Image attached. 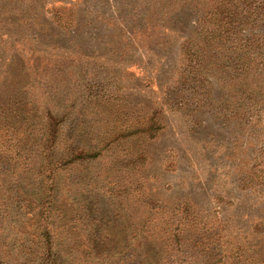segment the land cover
Returning <instances> with one entry per match:
<instances>
[{
    "label": "rangeland",
    "instance_id": "obj_1",
    "mask_svg": "<svg viewBox=\"0 0 264 264\" xmlns=\"http://www.w3.org/2000/svg\"><path fill=\"white\" fill-rule=\"evenodd\" d=\"M160 3L172 14H146ZM234 5L244 27L208 34L219 6ZM202 36L215 38L196 50ZM263 64L264 0H0V120L53 116L57 157L86 152L58 170L60 209L43 212L46 223L33 209L50 195L39 164L23 191L0 174V204L23 215L2 221L7 264L24 263L22 247L86 250L101 234L113 247L166 229L179 201L212 242L205 257L184 247L175 260L264 264Z\"/></svg>",
    "mask_w": 264,
    "mask_h": 264
},
{
    "label": "trees",
    "instance_id": "obj_2",
    "mask_svg": "<svg viewBox=\"0 0 264 264\" xmlns=\"http://www.w3.org/2000/svg\"><path fill=\"white\" fill-rule=\"evenodd\" d=\"M238 7V5H234V8L237 9L235 11L231 8L230 10L223 6H219L218 18L211 20L213 29H206L208 34L211 32L213 35L214 31H219L223 35L233 36L238 33L237 30L240 31L244 27L242 19L237 16ZM173 10V5L168 4L163 6V4L160 3L158 7L150 8L146 14L150 13L149 15H151L155 13L156 16H159L160 13H162V15L166 17L172 14ZM234 14L236 15V20L233 18ZM220 17L221 20H225L226 27L219 24ZM213 38L202 36L201 43H205L206 46H197L196 50L208 48V46L213 43L211 42ZM189 39L188 41L190 42ZM235 42H237L236 39ZM186 47L188 48V45H186ZM201 56L202 54L193 52V55L188 56V59L191 57L190 61L193 59L201 60L203 58ZM49 114L52 115V112H49ZM20 119L21 120H18L19 127L11 121L6 122L3 119L0 120V146L2 147V150H0V165L2 163L5 164V167L0 170V174L3 176L2 178L8 179L9 181H12L11 176L13 175L16 178L13 181L15 186H17L20 191H23L24 189L20 185L19 180H24L25 174L28 172L34 174L36 167L34 168L33 164H39L37 167L39 176L46 177L48 181L47 191H49L50 195L45 200L38 201L33 209L35 213L43 214V219L46 223L49 218H46L43 212L47 210L46 213H51L60 209L56 203L57 197L55 196L57 192L56 174L58 170L62 166L72 164L74 161L83 158L86 152H75L70 156L62 154L57 157L59 136L55 134L57 130L55 128L53 129L54 117L35 116L34 118L32 116H22ZM20 127H23V131H25V136L27 138L28 136L29 138L33 136L34 140L29 144L31 147H27V143L23 142L22 138H20L21 136L18 135V129H20ZM151 127L152 125L150 128ZM2 129L5 131L6 135V137L3 138L1 136L3 132L1 131ZM9 130H11V132H9ZM13 130L17 131L16 135H14ZM17 200L20 201H18V207H26V205L20 204L22 200L26 201L21 194L17 197ZM1 205L2 204H0V212L4 213V216H0V231L4 229L2 225V221H4L3 218L7 220L14 216L13 214L9 215L6 208L7 206ZM176 210L178 213H175L172 223H170L166 229L158 228V230H155V227H150L148 225L147 228H142V230L128 232L126 237L124 236L126 242L124 241L118 246L106 247V243H103L102 239H110V237L108 234H101L98 235L95 240L100 241V243L94 246H88L86 250L79 249V246L70 247L60 244H55L54 246L52 242H50L43 250L34 247H22L19 249V253L25 256L23 264L31 260L29 257L32 258V256H34V258H32V260H34L33 263L37 261V264H65L66 261L74 263L76 260L78 264H190L180 259L181 257L175 260V254L184 251V247H186L200 250L202 252L201 254L205 257L208 249L203 240L210 242H212V240L211 238H204L202 236V226H198L197 219L194 218L195 216L190 215L192 210L188 202H177ZM22 219L23 215L16 217L15 221L17 226L18 220L21 221ZM143 221L149 223L150 219L144 218ZM15 229H17L16 226ZM39 231L40 233H38L37 236H44L45 240L49 242L51 237L49 236L48 230L40 229ZM184 232H187L188 236H186ZM33 235H36V233ZM21 254H19L20 258H22ZM9 257H11L10 250L7 248L6 244L2 245L0 242V264H7L6 261ZM14 259L16 260L17 257ZM216 261L218 263V261H221V258H218ZM216 261L209 259L205 264H216Z\"/></svg>",
    "mask_w": 264,
    "mask_h": 264
}]
</instances>
